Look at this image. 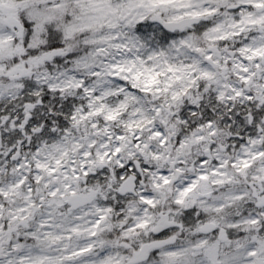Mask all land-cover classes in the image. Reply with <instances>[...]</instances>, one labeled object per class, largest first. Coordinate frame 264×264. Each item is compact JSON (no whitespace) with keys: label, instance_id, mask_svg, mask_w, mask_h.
Returning <instances> with one entry per match:
<instances>
[{"label":"clouds","instance_id":"9594fccd","mask_svg":"<svg viewBox=\"0 0 264 264\" xmlns=\"http://www.w3.org/2000/svg\"><path fill=\"white\" fill-rule=\"evenodd\" d=\"M111 3L123 18L65 38L68 17L95 15L85 0H0V37H13L0 46V264H56L89 246L64 264H264V58L238 51L264 46V22L213 41L195 24L166 26L189 10L182 3L154 13L136 0ZM248 5L192 0L216 8L205 19L224 31L237 30V17H264ZM37 11L55 16L63 54L48 46V24L36 40L21 39L25 24L36 29ZM133 61L132 72L113 75V64ZM169 64L213 76L192 83L198 73ZM241 64L255 74L248 83ZM145 68L162 73L157 83L146 71L136 78ZM24 216L17 229L13 217Z\"/></svg>","mask_w":264,"mask_h":264},{"label":"snow or ice","instance_id":"6c2138e0","mask_svg":"<svg viewBox=\"0 0 264 264\" xmlns=\"http://www.w3.org/2000/svg\"><path fill=\"white\" fill-rule=\"evenodd\" d=\"M136 2L139 4L140 7L146 8L147 11L151 13H154L156 10L161 9V8H166V7L175 5L177 3H182L183 6L189 10L184 12L180 16L170 18V21L165 22L166 26H168L169 28H173V25L177 23H181L182 27L195 24L198 29L207 28L208 30L207 32H205V35L208 39L213 40V41L231 39L235 36L243 34V32L246 30V25H255V24L264 22V17H260L258 19H250V20H245L242 17H237L236 22L233 25H231L232 28L237 29V30L224 31L222 25H214V26L208 27L209 22L206 21L205 19L208 16L215 15L217 12L216 8H203V9L196 8L192 6V0H136ZM85 3L89 5V7L85 9V12L93 13L95 15L91 16V15H85L82 13L81 15L73 14V16L68 17L69 22L62 26L63 34L65 38H71L78 31L84 32L90 29L95 30L98 26H103V22L105 20H108L109 23L111 24L112 20L123 18V16L120 13V9L122 6L121 5L113 6L111 3V0H85ZM248 6L249 7L254 6L256 8H264V0H249ZM58 7L62 8L63 13L67 12L66 5H58ZM242 7H244L243 4H240L239 6L232 5V8L234 10H239V8H242ZM35 16H36L35 23L37 25L36 29H33L30 25L25 24V27L28 28V32L26 35H21V39L23 40V42L25 44L29 43V37H32L33 40H36L37 37L36 35H34V33L43 30L44 25L48 24L49 32H50V35L48 37V46L53 50V54H56V53L63 54L64 49L61 47L59 43L60 38H61L60 33L54 32L51 30V22L55 20V16L47 15L39 11L35 13ZM144 18H145L144 16L140 17L141 20ZM154 18L159 19L158 16H154ZM5 40H7L9 45H11L13 37L11 36H8L6 38L0 37V46H3V44L5 43ZM180 43L181 45L192 47V44L187 39L182 40ZM124 47H127V46L125 45ZM194 50L196 52L203 51L202 49L198 47L195 48ZM98 51L103 52L104 49L101 48ZM238 51H239L240 56H242L245 61H253V60L260 59V58H264V46L253 47L249 45L247 42H245V46L238 47ZM158 55H165V53L161 52ZM205 59L211 62L213 60V57L211 54H208L205 57ZM140 63L143 64V61H140ZM134 66H135V61L131 62V64L128 66L121 65V64H113L111 67L112 69L117 70L113 72V75L119 76L121 73H124V72H132ZM254 67L256 69H260L261 65L259 63H256ZM188 69H190L192 73H198V75L192 76V80H191L192 83H195L198 79H211L213 76L212 72L208 70L198 69L197 67H194L192 65L177 66V65L169 64L167 70L168 72L175 73V72H184L185 70H188ZM145 71L150 74V80L148 81V83H151V84L157 83L158 82L157 78L162 74L160 72H154L152 68H145L136 73V78L138 79L141 75L144 74ZM240 71L241 73H243V75L240 76V79L245 83L250 82L253 76L255 75L254 73L250 74L249 67L245 66L244 64L240 65ZM127 78H128L127 76L124 77V79H127ZM181 78L182 77L179 75L175 76V80L177 81L181 80ZM25 86L27 89V88H32L35 85L31 81H25ZM78 87H82V85H78ZM186 90L187 89H185V91ZM176 95H179V93H177ZM235 95L239 97L242 95V92L237 91ZM222 98H223V93H221V99ZM248 99H249V102H251V96H249ZM69 110H70V106H69ZM102 110H103L102 108L97 109V112L102 111ZM73 118L75 117L73 116ZM106 118L109 120L115 119L116 112H110ZM241 123H243V121ZM209 125H211V120L209 121ZM21 127H23V125H21ZM53 134H54V131H53ZM159 134L160 133H157V135ZM253 143H255V141H253ZM119 151L120 149L118 148L117 152ZM257 156H264V153H257ZM244 166L245 167L249 166V162L245 161ZM37 167L43 169V168H46L47 166L45 164L38 162ZM50 172L54 173L55 169H51ZM84 174L87 175L88 173L85 172ZM76 178L79 179L78 176ZM24 179H27V177H25ZM40 179L41 177L38 176L37 180H40ZM23 183H24V180H20L19 183L17 185H14L13 187L22 186ZM191 190L192 188L190 187L186 191L190 192ZM59 192H60V189H56L55 191H52L50 195L53 197H56ZM5 195H7V193H5ZM71 195L75 196L76 195L75 191H73ZM148 203H151V201H148ZM178 203H183V199L179 200ZM21 211L23 212L24 210L22 209ZM13 219H19L21 221L20 224H17L16 226L17 229L20 226L27 227V224L24 222L27 220L26 216L13 217ZM103 219L104 217L101 216L100 219L97 220L96 222L97 226L100 224V222ZM43 226L44 225L42 224L41 227ZM9 231H11L10 226H9ZM93 235H95V233H93ZM33 236H35V233H33ZM56 239H59V237H56ZM90 250H91V246L87 248L78 249L75 252H70L66 256L61 257L59 261L56 262V264H64V261H72L74 257L84 255ZM33 264H43V260H40L38 262H33Z\"/></svg>","mask_w":264,"mask_h":264}]
</instances>
